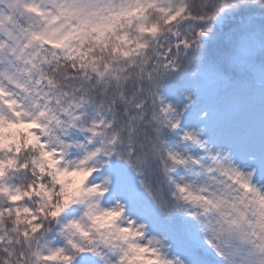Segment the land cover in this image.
Instances as JSON below:
<instances>
[{"label":"snow or ice","instance_id":"6c2138e0","mask_svg":"<svg viewBox=\"0 0 264 264\" xmlns=\"http://www.w3.org/2000/svg\"><path fill=\"white\" fill-rule=\"evenodd\" d=\"M0 0V264H264V0Z\"/></svg>","mask_w":264,"mask_h":264},{"label":"clouds","instance_id":"9594fccd","mask_svg":"<svg viewBox=\"0 0 264 264\" xmlns=\"http://www.w3.org/2000/svg\"><path fill=\"white\" fill-rule=\"evenodd\" d=\"M233 2V0H208L207 3V7L203 9V11L205 12H213L214 11V7L213 5H215V7H220V5L222 3L224 4H231ZM178 3V0H172V3L170 6H175Z\"/></svg>","mask_w":264,"mask_h":264}]
</instances>
